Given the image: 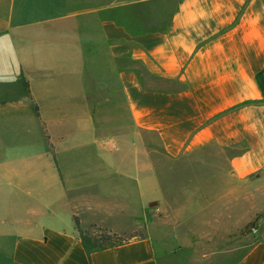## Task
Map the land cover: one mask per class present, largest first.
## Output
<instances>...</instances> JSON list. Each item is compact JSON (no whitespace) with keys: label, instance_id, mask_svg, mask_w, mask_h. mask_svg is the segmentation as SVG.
I'll list each match as a JSON object with an SVG mask.
<instances>
[{"label":"crops","instance_id":"crops-1","mask_svg":"<svg viewBox=\"0 0 264 264\" xmlns=\"http://www.w3.org/2000/svg\"><path fill=\"white\" fill-rule=\"evenodd\" d=\"M97 42L107 49L133 128L154 137L175 165L193 169L196 183L217 185L208 198L221 207L196 213L214 218L207 239L221 233L223 244L242 230L246 220L231 223L230 217L245 216L248 207V221L256 219L251 245L233 264H264V94L255 80L264 75V0H0V134L31 119L49 151L26 73H82L76 83L67 80L72 86L63 84L76 87V98L84 101L87 60L100 65L86 47ZM46 96L54 101L51 91ZM74 96L68 90L61 98L69 103ZM85 118L80 108L78 123ZM69 150L63 163H48L58 183L47 188L55 193L46 213L37 207L43 187L41 193L37 187L35 207L21 202L22 196L32 200L37 171L23 177L0 164V264H172L149 234L88 254L78 230L96 224L116 231L108 219L132 215L122 201L113 209L98 202L101 194L121 200L115 188L103 192V183L120 177L156 184L152 190L164 200L161 183H177V177L150 174V163L145 177L136 179L119 173L118 163H66ZM145 199L147 208L148 188ZM6 200L15 206L6 208ZM235 200L248 201L247 207H230ZM58 203L61 214L52 209ZM174 231L182 247L192 246L178 224Z\"/></svg>","mask_w":264,"mask_h":264},{"label":"rangeland","instance_id":"rangeland-1","mask_svg":"<svg viewBox=\"0 0 264 264\" xmlns=\"http://www.w3.org/2000/svg\"><path fill=\"white\" fill-rule=\"evenodd\" d=\"M95 53L100 57V65L95 66L87 60L84 101L76 98V87L74 90L68 89L63 84L71 79L76 83L79 77L82 78V73L59 70L26 73L27 77L30 76L36 93L35 111L38 113L44 136L46 135L49 151L44 149L36 124L31 119L22 118L23 127L20 129L17 126L12 134L4 136L0 134V147L3 149L2 154L5 155L4 158L3 155L0 157V164L4 162L8 167H15L23 177H29L31 172L37 171L38 182L32 185L33 198L26 200L25 196H22V206L26 204L35 207L37 187L40 193L43 187L45 190L43 199L37 201V207L39 210L42 207L44 213L49 211L45 209L50 201L47 198L55 191H48L47 188H56L58 181L48 163H63L62 154L67 146H70V150L67 159H64L66 163H118L119 173L126 172L135 179L145 177V163H150L151 166L153 164L150 174L162 178L177 177L179 182L174 183V180H171L161 183L165 193L164 200L157 197L156 190H152L153 187L156 189V184L125 183L119 176L116 183H103V192L109 191L114 194L113 188H115L116 195L121 200L117 201L101 194L102 198L97 201L111 209L122 201L131 207L128 212L131 211L132 214L129 216L113 214L108 221L118 230L112 231L108 228L107 230L117 234L122 240L136 239L145 234L158 238L159 241H155L157 250L168 258L170 256L172 264H233L251 245L248 235L252 233L256 219L248 221V201L241 200L239 203L235 200L230 203V207H239L241 210L246 205L245 216L230 217L231 223L233 220L241 222L245 219V227L237 232H231L228 240L223 244L221 233L214 235L217 240L209 241L214 232L207 231V224L214 218L196 213L211 206L221 207L220 200L208 198L212 193L211 186L215 190L217 185L202 181L196 183L193 169L175 165L163 156L154 137L145 136L144 133L133 128L116 80V73L110 69V59L104 44L100 45L97 42L95 46L91 44L86 47V54L91 56V61ZM67 84L72 86L69 81ZM68 90L75 95L69 103L61 98L62 93ZM47 91L53 93L54 96L51 97L54 99L53 102L47 101ZM80 108L84 110L86 118L78 123L77 115ZM77 125H80L83 133L77 134ZM63 131H71V135L68 136ZM121 163H128L131 167H121ZM201 175L205 174L201 173ZM145 188H148L150 193V203L147 208H145ZM14 206L11 201L6 200V208ZM52 209L61 214L60 203L55 204ZM39 218L47 219L46 215ZM176 224L181 229L182 237L192 239V246L182 247L174 231ZM90 226L80 228L84 237L86 233L93 236L98 234L90 230Z\"/></svg>","mask_w":264,"mask_h":264},{"label":"trees","instance_id":"trees-1","mask_svg":"<svg viewBox=\"0 0 264 264\" xmlns=\"http://www.w3.org/2000/svg\"><path fill=\"white\" fill-rule=\"evenodd\" d=\"M255 80L262 94H264V75H262V73L256 74ZM75 222H76V225L78 226L77 220H75ZM89 229L97 232L98 234L93 236L90 233H86V236L84 237L83 236L84 234L81 233L80 230H78L82 245L88 254L95 252L97 250H103L109 246L122 244V243L132 240V239L122 240L121 237H119L117 234L112 233L108 231L107 229L102 228L100 226L91 225ZM142 237L143 236H139L136 238H142Z\"/></svg>","mask_w":264,"mask_h":264}]
</instances>
